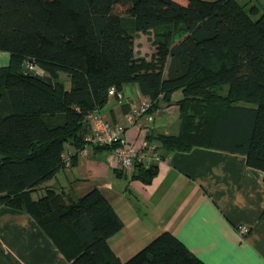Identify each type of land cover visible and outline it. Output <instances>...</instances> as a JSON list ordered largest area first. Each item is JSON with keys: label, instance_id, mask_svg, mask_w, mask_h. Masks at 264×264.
Instances as JSON below:
<instances>
[{"label": "trees", "instance_id": "16d2710c", "mask_svg": "<svg viewBox=\"0 0 264 264\" xmlns=\"http://www.w3.org/2000/svg\"><path fill=\"white\" fill-rule=\"evenodd\" d=\"M138 32L152 34L150 58L136 54ZM0 50L10 53L0 65V204L30 213L69 264H206L169 231L122 261L110 239L123 222L102 191L73 198L47 183L63 154L77 163L89 114L111 89L127 97V85L152 100L148 111L179 105V132L148 140L241 153L264 173V10L238 0H0ZM157 172L138 163L132 178L151 183Z\"/></svg>", "mask_w": 264, "mask_h": 264}, {"label": "crops", "instance_id": "0c3cea01", "mask_svg": "<svg viewBox=\"0 0 264 264\" xmlns=\"http://www.w3.org/2000/svg\"><path fill=\"white\" fill-rule=\"evenodd\" d=\"M238 1L264 10V0ZM154 50L152 34L136 33L137 55L150 58ZM130 89L132 97L113 95L99 113L111 123H125L123 104L132 107L149 98L136 86ZM180 97L181 92H175L174 100ZM180 127L179 105L162 103L127 127L125 137L140 145L148 135L177 134ZM160 151L163 158L151 183L116 166L110 149L89 145L78 152L75 165L61 169L47 185L73 198L94 187L102 191L123 222L110 239L122 261L169 231L206 264H264L263 171L248 165L244 154L219 148ZM67 152L76 150L68 146ZM40 191L39 195L44 190ZM240 225L248 226V231L241 233ZM0 264L69 260L30 213L0 204Z\"/></svg>", "mask_w": 264, "mask_h": 264}, {"label": "built area", "instance_id": "2783aa9c", "mask_svg": "<svg viewBox=\"0 0 264 264\" xmlns=\"http://www.w3.org/2000/svg\"><path fill=\"white\" fill-rule=\"evenodd\" d=\"M29 70H35L37 67L31 63L26 64ZM115 94L114 89L110 90V95ZM152 104L148 98L145 102L131 107L125 112V123H111L104 119L98 110L89 114L91 131L85 136L88 145L114 146L112 148V160L116 166L122 170L133 171L136 164L141 163L144 167H150L154 163L162 160L160 143L156 140L144 139L143 143L138 146L126 140L125 134L128 125H134L138 119L145 114ZM64 163L68 167L71 165V158L68 154H63ZM241 233L248 231V226L240 225Z\"/></svg>", "mask_w": 264, "mask_h": 264}, {"label": "rangeland", "instance_id": "374dc122", "mask_svg": "<svg viewBox=\"0 0 264 264\" xmlns=\"http://www.w3.org/2000/svg\"><path fill=\"white\" fill-rule=\"evenodd\" d=\"M258 15H256L255 17H257ZM9 59H10V53L9 52H7V51H2V50H0V64H6V63H8L9 62ZM25 64H29V62H26ZM32 68H35V70H37L39 73H42V74H44V72L43 71H41L39 68H37V67H32ZM61 78L63 79V80H65V82H66V86L69 88L70 87V81H69V78H68V76H67V74L66 73H61ZM119 94V97L120 96H122V93L120 94V93H118ZM115 95V94H114ZM124 96V95H123ZM133 107V106H132ZM148 112V111H147ZM146 112V113H147ZM145 113V114H146ZM144 115V114H143ZM142 115V116H143ZM141 116V117H142ZM140 117V118H141ZM139 118V119H140ZM105 119V118H104ZM107 120V119H106ZM124 123V122H123ZM128 126H132V125H128ZM148 139V138H147ZM144 140V139H143ZM143 143V141L141 142V144ZM140 144V145H141ZM140 145H138V146H140ZM86 146H89L88 144H86L85 146H84V148L86 147ZM90 146H92V147H96V146H93V145H90ZM84 148H82V149H84ZM81 149V150H82ZM111 151H112V149H110ZM111 154H112V152H111ZM112 162H113V160H112ZM43 190V189H42ZM40 191V190H39ZM41 192V191H40ZM43 192V191H42ZM37 196V195H36Z\"/></svg>", "mask_w": 264, "mask_h": 264}, {"label": "water", "instance_id": "95a60500", "mask_svg": "<svg viewBox=\"0 0 264 264\" xmlns=\"http://www.w3.org/2000/svg\"><path fill=\"white\" fill-rule=\"evenodd\" d=\"M23 70H25V71H26V70H29V69L27 68L26 64L23 65ZM29 72H30L31 74H34V75H36V76H38V77H41V78L47 80V81L50 82L51 84L53 83L52 77L49 76V75L39 73V72H37V71H35V70H29ZM125 92H126V95H127V96L132 97V93H131V89H130V86H129V85H127V86L125 87ZM115 96H116L117 98L119 97L118 92H115ZM130 100L132 101V99H130Z\"/></svg>", "mask_w": 264, "mask_h": 264}]
</instances>
